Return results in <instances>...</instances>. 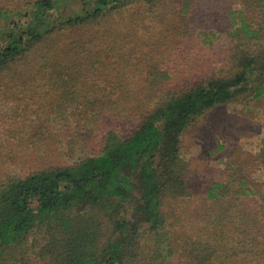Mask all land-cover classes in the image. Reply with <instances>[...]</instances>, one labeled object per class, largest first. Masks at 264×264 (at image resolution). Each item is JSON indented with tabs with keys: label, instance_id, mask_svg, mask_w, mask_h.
I'll use <instances>...</instances> for the list:
<instances>
[{
	"label": "trees",
	"instance_id": "trees-1",
	"mask_svg": "<svg viewBox=\"0 0 264 264\" xmlns=\"http://www.w3.org/2000/svg\"><path fill=\"white\" fill-rule=\"evenodd\" d=\"M16 1H0V100L18 117L16 142L0 144V258L39 230L47 264H149L144 240L167 227L165 194L186 193L184 130L235 98L264 100V0ZM223 35L228 49L199 75L193 43L204 57ZM124 119L138 123L128 132ZM65 142L86 154L41 163L44 146ZM15 156L38 165L6 172Z\"/></svg>",
	"mask_w": 264,
	"mask_h": 264
},
{
	"label": "rangeland",
	"instance_id": "rangeland-1",
	"mask_svg": "<svg viewBox=\"0 0 264 264\" xmlns=\"http://www.w3.org/2000/svg\"><path fill=\"white\" fill-rule=\"evenodd\" d=\"M17 1L23 4L26 0ZM129 23L134 25L132 19ZM228 39L226 35L221 36L204 57L199 55L204 54L200 46L193 43L197 54L192 63L199 68V75L209 70L207 64H202L203 59L222 58L223 53L218 52L228 49ZM244 96L217 105L182 133L179 159L186 193L176 189V185L177 193L165 194L163 209L167 227L161 228L158 234L149 232L144 240L149 264H196L194 255L200 252L211 255L213 264L224 262L223 255L229 257L228 261L237 258L236 264H264V226H260L264 224V100ZM13 106L0 100L1 146L9 147V143L16 142L8 137L18 126ZM40 110L45 116L47 108ZM58 121L62 120H56L55 128L59 130ZM124 123L130 132L138 122L124 119ZM68 145L65 142L56 153L51 146L49 149L44 146L42 151L46 154L41 163L65 164L87 152L80 142ZM13 161H17L15 165ZM37 165L36 161L24 162L15 156L6 165V172L23 168L26 173ZM216 182L223 184L219 187L220 197L209 198L208 188ZM246 187L255 193L253 197H239ZM241 226L245 232L241 233L242 240L238 243ZM259 228L261 234L257 232ZM47 237L39 230L31 231L21 242L4 250L0 264H47L50 259L45 250Z\"/></svg>",
	"mask_w": 264,
	"mask_h": 264
}]
</instances>
